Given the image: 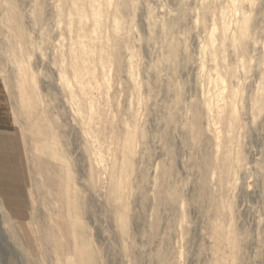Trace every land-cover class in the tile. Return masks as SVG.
<instances>
[{"label":"rangeland","instance_id":"374dc122","mask_svg":"<svg viewBox=\"0 0 264 264\" xmlns=\"http://www.w3.org/2000/svg\"><path fill=\"white\" fill-rule=\"evenodd\" d=\"M0 264H264V0H0Z\"/></svg>","mask_w":264,"mask_h":264}]
</instances>
